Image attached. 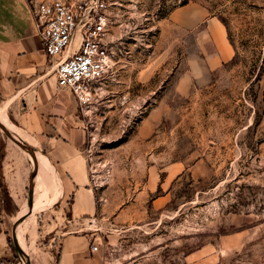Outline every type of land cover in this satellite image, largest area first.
<instances>
[{"label": "rangeland", "instance_id": "obj_1", "mask_svg": "<svg viewBox=\"0 0 264 264\" xmlns=\"http://www.w3.org/2000/svg\"><path fill=\"white\" fill-rule=\"evenodd\" d=\"M115 2L112 67L80 110L86 233L105 264H264V0ZM32 170L0 129V264H26L17 219L27 254L77 230L40 173L26 214Z\"/></svg>", "mask_w": 264, "mask_h": 264}, {"label": "crops", "instance_id": "obj_2", "mask_svg": "<svg viewBox=\"0 0 264 264\" xmlns=\"http://www.w3.org/2000/svg\"><path fill=\"white\" fill-rule=\"evenodd\" d=\"M0 116L34 149L37 165L38 158L47 163L50 207L57 208L54 214L65 209L68 224L77 228L64 234L53 227L46 245L27 254L30 264H105L100 248L91 251L96 243L84 227L96 210L84 115L72 93L57 85L28 0H0ZM40 223L37 228L52 226Z\"/></svg>", "mask_w": 264, "mask_h": 264}, {"label": "built area", "instance_id": "obj_3", "mask_svg": "<svg viewBox=\"0 0 264 264\" xmlns=\"http://www.w3.org/2000/svg\"><path fill=\"white\" fill-rule=\"evenodd\" d=\"M115 1L28 0L57 85L72 93L81 111L92 101L93 85L112 67L106 38Z\"/></svg>", "mask_w": 264, "mask_h": 264}, {"label": "water", "instance_id": "obj_4", "mask_svg": "<svg viewBox=\"0 0 264 264\" xmlns=\"http://www.w3.org/2000/svg\"><path fill=\"white\" fill-rule=\"evenodd\" d=\"M0 129L5 133V135L8 137V139L10 141H12L20 149L26 151L32 159L33 170H32L31 175H30L29 186H28V197H27V204H28L29 210L26 213V214H28V213L30 214V209L33 206V199H34L33 198L34 197V189H33L34 188V182H35V178H36L37 172H38V165H37V159H36L35 152L23 140H21L19 137H17L15 134H13L1 122H0ZM19 224H21V220L17 219L16 223L12 227V235L11 236H12L13 249L19 255L21 260L25 259L26 264H30L29 257L27 255V253H25V251H23V249L21 248L19 241L17 239L16 229H17V226Z\"/></svg>", "mask_w": 264, "mask_h": 264}, {"label": "bare ground", "instance_id": "obj_5", "mask_svg": "<svg viewBox=\"0 0 264 264\" xmlns=\"http://www.w3.org/2000/svg\"><path fill=\"white\" fill-rule=\"evenodd\" d=\"M0 122L1 123H3L4 124V119H3V117L2 116H0ZM5 126H6V124H4ZM7 127V126H6ZM8 128V127H7ZM9 130H10V128H8ZM11 131V130H10ZM42 158V157H41ZM38 164H39V166H38V174L40 173L42 176V178H43V181H47L48 180V172H49V168H48V166H47V163L44 161V160H41L40 158H38ZM38 181H40V180H38ZM38 183V182H37ZM39 184V183H38ZM41 184V183H40ZM52 186V185H51ZM41 187V186H40ZM33 198H35V197H33ZM37 199V198H36ZM38 200V199H37ZM32 209V208H31ZM31 209H30V211H31ZM35 210H37V209H35V208H33V211L32 212H34ZM38 211H39V209H38ZM28 224H29V222H28ZM20 229V228H19ZM19 229L18 230H16V233H17V238L19 239V234H20V231H19Z\"/></svg>", "mask_w": 264, "mask_h": 264}, {"label": "trees", "instance_id": "obj_6", "mask_svg": "<svg viewBox=\"0 0 264 264\" xmlns=\"http://www.w3.org/2000/svg\"><path fill=\"white\" fill-rule=\"evenodd\" d=\"M0 188H1V186H0Z\"/></svg>", "mask_w": 264, "mask_h": 264}]
</instances>
